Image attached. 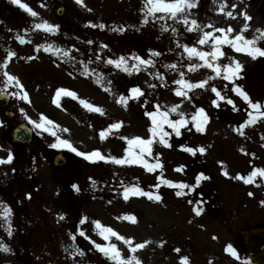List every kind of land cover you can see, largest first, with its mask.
<instances>
[{
    "label": "rangeland",
    "instance_id": "obj_1",
    "mask_svg": "<svg viewBox=\"0 0 264 264\" xmlns=\"http://www.w3.org/2000/svg\"><path fill=\"white\" fill-rule=\"evenodd\" d=\"M21 3H27L38 13L37 17L12 0H0V65L7 61V68L0 67V89L5 88L4 72L8 71L25 86L30 101L10 95L19 91L14 84L0 91V158L13 155L10 163L0 164V243L11 248L10 252L0 250V264H114L95 249L92 241L114 243L122 255H133L117 237L105 241L99 235L96 220L132 239L134 244L149 241L135 253L142 264H183L184 255L189 257V264H252L239 239L242 241L241 231L246 225L264 224V204L260 202L264 200V177L257 176L253 184H245L236 177H246L255 167L264 168V117L246 126L243 135L237 131L248 119L250 109L231 90L233 82L224 80L223 66L240 61L244 67L236 83L244 87L254 102L264 104V57L252 59L224 45L221 47L224 55L214 62L222 68L221 75L216 76L198 56L189 58L183 46L211 52L210 41L199 44L203 33L223 35L216 30L227 31L231 26L234 31L229 35L242 32L247 39H254L258 46L264 47V0H196L197 6L189 10L188 19L197 20L198 27L191 33L182 20L162 13L149 17L145 24V13L141 11L145 0H83V5L76 0H21ZM228 12L233 15L229 17ZM243 12L252 17L247 21L250 25L247 30L243 29ZM162 15L164 18L159 19ZM43 21L59 25V29L47 33L34 27ZM100 24L105 27L91 26ZM166 24L176 31L161 30ZM119 27L124 32L114 30ZM19 36L26 39L24 44L18 43ZM104 44L108 47H103ZM38 45H54L67 50L69 55H52L43 47L37 50ZM9 51L16 53L11 59L7 56ZM154 52L160 55L153 57ZM134 54L153 58L155 66L129 75L107 63L109 58L125 56L131 64ZM189 65L199 67L189 70ZM85 66L89 75H84ZM181 72L192 83L201 80L208 83L203 89L189 92L191 99L178 97L175 89L180 86L174 81L181 78ZM99 74L103 86L96 82ZM134 86H139L144 96L129 100L125 107L118 102L119 97L131 95ZM59 87L75 92L77 98L62 95L59 105L53 103ZM211 87H216L226 99L213 97ZM227 98L235 101L237 110L227 104ZM81 99L102 112L88 110L80 104ZM214 99L219 107L212 104ZM143 101L148 104L142 106ZM157 104L161 111L169 112L171 119H179L180 112L190 119L203 107L209 120L203 133L189 122L181 128L180 137L164 125L165 131L171 133L167 137L171 147L160 143L157 137L151 145V155L145 156L149 163L159 161L162 165L155 172L149 173L142 164L118 165L110 159L89 161L67 148L51 146L59 137L69 140L79 151L99 150L106 157L124 158L130 147L128 140L152 136L151 119L145 111L155 110ZM174 105H179L176 113L170 111ZM22 107L24 113L20 111ZM41 114L57 125L53 129L56 136L30 122L39 120ZM118 122L119 129L106 131L110 124ZM20 123L33 131L28 144L13 139L14 127ZM102 131L104 139L100 137ZM181 145L204 147L206 151L193 156ZM133 151L139 149L133 147ZM57 154L65 157V164H54ZM181 165L183 169L179 170ZM200 173L206 179L197 185ZM162 179L188 187L178 197L175 192L180 189L163 184ZM72 184H77L80 191L74 190ZM156 184L160 187L156 188ZM132 185L154 194L158 192L161 201L131 195L124 200V189ZM197 191L213 192L223 200L224 207H233L232 221L206 218L201 198L195 196ZM249 192L253 195L249 196ZM195 207L203 209L198 216ZM7 209L12 210L8 216ZM61 215L64 219H60ZM125 215H134L136 222L124 220ZM85 217L84 223H80ZM229 244L236 250V256L227 251ZM177 248L180 252L175 251ZM78 250L84 254L80 255Z\"/></svg>",
    "mask_w": 264,
    "mask_h": 264
},
{
    "label": "snow or ice",
    "instance_id": "obj_2",
    "mask_svg": "<svg viewBox=\"0 0 264 264\" xmlns=\"http://www.w3.org/2000/svg\"><path fill=\"white\" fill-rule=\"evenodd\" d=\"M12 3L15 5H19L22 9H24L27 13H29L32 17H37L38 13L34 11L27 3H21V0H12ZM77 4L83 5V0H76ZM196 5V0H145V7L141 9L145 13L144 23L147 24L149 22V17H155L157 13H162L166 16H168L171 19H177L182 20L184 25L188 26L187 31L191 33L195 27H198V22L195 19H192L189 22L188 19V13L189 10L192 9ZM233 8L236 7V5L232 6ZM88 11H91V9H88ZM227 15L231 17L233 15L232 12H228ZM243 15L245 23L243 24V29L247 30L250 25L247 23V21H251L252 17L248 15L247 12L241 13ZM159 19H163L164 16L158 17ZM92 27H98V28H104V24L100 25H91ZM34 27L36 29H43L47 33H55L59 29V25L49 23L48 21H43L41 23L34 24ZM116 31L124 32L123 27H119L117 29H114ZM175 31V29H173ZM216 31L219 33H222L223 35H214L212 31H206L203 33V36L199 39V44L204 45L208 44L209 41L211 42L212 51L211 52H205L202 50H198L196 47H189L188 45H184V50L187 52L189 58L192 56H198L201 61L204 62V65L207 66V68L212 69L215 72L216 76H220L222 72V68L220 64L214 63L218 57L223 56L224 52L221 51V47L224 45L230 46L234 52L236 53H245L248 56H250L252 59H256L258 57H264V47L258 46V42L254 39H247L245 35L241 32L239 34H236L234 36L229 35L234 31V29L229 26L227 28V31L225 28H219ZM18 39L21 41H24L23 36H19ZM91 43V41H89ZM40 47H43V50L48 52L50 51L52 55L60 56L61 54L63 56H68L69 53L67 50L58 48L54 45H43L37 46V50H39ZM103 47L107 48L108 45L104 44ZM16 53L9 51L7 56L8 59H11V57L15 56ZM159 52L152 53V56H159ZM97 59H100V57H96ZM131 60L133 63L129 64L128 58L125 56H120L117 59L109 58L107 60V63L109 65L115 66L116 69L122 70L125 73H128L131 75L134 71L138 72L141 68L147 69L149 66L154 67L155 66V60L153 58H144L140 55H133L131 57ZM0 67L7 68V61L3 65H0ZM170 67L175 68L176 65H170ZM199 67V65H189V70H194L195 68ZM244 65L238 61L233 60V62L225 64L223 66V72H224V80L232 81L233 87L232 91L236 93L237 96L241 97L244 102H246L248 108L250 111L248 112V119H246L243 123L239 125V128L237 131L240 132L241 135H243V129L248 125H253L257 122L259 118L264 117V104H262L259 101L254 102L253 99L249 96V93L244 89V87L236 83V80L238 78H241L242 70ZM90 70L85 66L84 69V75H89ZM4 76L6 78V84L4 89H0V91H4L8 88L9 85L14 84L19 91L11 92L10 95L14 97H18L22 101H29V94L27 91H25V86L19 81V79L15 75H11L8 71L4 72ZM180 79H177L174 81L175 84L179 85L180 87H177L175 89L176 96L178 97H185L191 99L189 97V92L195 89H203L205 85L208 83L206 80H201L198 83H192L189 80L184 79V73H180ZM162 78V77H161ZM211 79V77H209ZM96 82L98 84H101L103 86V80H102V74H99ZM211 92L215 93V96L219 100H225L226 97L221 95V92L218 91L216 87H211ZM131 95H121L119 97V103L127 107L129 100H140L141 97L144 96V92L139 86L131 87L130 89ZM65 97H73L77 98V94L73 91H70L66 87H59L55 91V99L53 100V103L59 105L61 102V96ZM30 102V101H29ZM80 104H82L85 108H87L90 111L95 112H102V109L99 107H96L95 105L89 103L87 100H80ZM148 104V101H143L142 106ZM212 104L219 107V104H217V100H212ZM227 104L233 105V110H237L235 106V101L231 98H227ZM179 105H174L170 111L173 113H176L178 111ZM160 105H155V110H146L145 115L151 119V127L149 131L151 132L152 136L149 139H142L140 136H135L133 139L128 140V144L130 145L129 149L127 150V156L124 158L117 159L115 156L106 157L101 154L99 150L92 151V152H85V151H79L76 147L73 146V144L67 140V139H61L57 137L58 142L52 144L51 146L53 148H67L71 150V152L76 153L80 157H84L85 159L89 161L94 160H112L114 163L118 165H133V164H142L145 169L149 173L155 172L157 168H162V165L157 161L156 163H149L145 156H150L152 153L151 145L154 142V139L157 137L159 138V142L165 145H168V147H171V145L168 143L167 137L171 135V133L165 131L164 125H168V127L172 130V133L175 134L176 137L181 136V128L187 127L188 123L191 122L194 124L195 130L197 132L203 133L205 131V124L209 120V115L205 112V109L203 107H200L195 114L191 116V118H186L185 115L180 112L179 119H171L169 117L168 111H161ZM20 111L22 113L25 112V109L22 107L20 108ZM26 114V113H25ZM27 115V114H26ZM30 122L38 129H42L43 131L50 132L53 136H56V132L53 130L57 127L55 123L50 120L46 115L41 114L39 117V120H31ZM121 127V123H112L109 125L108 129L106 130L108 133H111L114 129H119ZM63 131H68V129H62ZM190 130V129H189ZM101 139L105 138V132L102 131L100 133ZM125 139H127L125 137ZM133 147L139 149V151H133ZM182 148L188 153H191L193 156L197 154V152L203 154L205 153L206 149L204 147L194 148V147H186L184 145H181ZM13 160V155L9 153L6 159L0 158V164L4 163H10ZM183 169V165L180 166L179 170ZM224 175H228L227 172L224 173ZM257 176L264 177V168L262 167H255L254 170L250 171V173L245 176H237V179L243 180L245 184H253L255 183V178ZM202 179H206L204 176V173H200L196 177V184L198 185ZM162 183L168 186H175L176 188L180 189L175 192L176 196H182L184 193L182 189L185 187H188L185 183H179L175 184L170 179L163 180ZM71 187L76 190L77 192L80 191L77 184H72ZM156 188H159L160 185L156 184ZM131 196H143L147 197L149 200H155V201H161L162 197L161 195L157 193H153L152 191H145L143 188L138 187L136 185H132L130 187H126L123 191V198L124 200H128ZM249 196H252L253 193L249 192ZM27 197L31 198V193L27 194ZM261 204H264V200L260 201ZM191 203V201H189ZM11 209H7L5 212V215L8 216L11 214ZM195 214L198 216L203 212V209L200 207L194 208ZM60 219H64L63 215H61ZM87 218L85 217L83 220L80 221V223H84V221ZM124 220L132 221L133 223L136 222V217L134 215H125L123 217ZM97 230L99 231V235L103 237L105 241H109L112 237H117L120 241H123L124 244L128 245L129 250L133 255L126 256L122 255L121 250L116 246L114 243H107V244H100L96 243L95 241H92V244L94 245L95 249L98 250L100 253H102L107 259L114 262V264H142V261L137 258L135 253H137V250H142L146 247L149 241L145 240L143 242L133 243L132 239L126 238L124 235H121L119 232L115 231L112 227H106L100 223L99 220L94 221ZM8 235H12V231L9 230ZM81 236H84L85 233L83 231L80 232ZM75 239V237H73ZM161 246H163V242H161ZM0 250L4 252H10L11 248L5 244L0 243ZM80 255H83L82 250H78ZM176 252H180V249H175ZM227 251H229L233 256H236V250L233 248L231 244L227 246ZM183 264H189V257L187 255H184L182 257Z\"/></svg>",
    "mask_w": 264,
    "mask_h": 264
},
{
    "label": "water",
    "instance_id": "obj_3",
    "mask_svg": "<svg viewBox=\"0 0 264 264\" xmlns=\"http://www.w3.org/2000/svg\"><path fill=\"white\" fill-rule=\"evenodd\" d=\"M18 42L23 44L24 41L18 39ZM13 139L22 143L31 142L33 137L32 129L25 124H18L13 131ZM66 162L62 154H57L54 158L56 165H62ZM243 248L247 256L252 259L253 264H264V226L248 228L241 232ZM49 264H57L49 263Z\"/></svg>",
    "mask_w": 264,
    "mask_h": 264
},
{
    "label": "trees",
    "instance_id": "obj_4",
    "mask_svg": "<svg viewBox=\"0 0 264 264\" xmlns=\"http://www.w3.org/2000/svg\"><path fill=\"white\" fill-rule=\"evenodd\" d=\"M161 28V27H160ZM170 30L173 31V29L176 28L172 26L171 24H166L164 27L162 26L161 30ZM178 31V29H177ZM260 64L263 65V61H260ZM211 92V91H210ZM212 93V92H211ZM213 94V93H212ZM215 96V93L213 95ZM198 192V193H197ZM195 193V196H199L200 202L204 206V216L209 219H214V220H219V221H225V222H230L232 221V217L234 215V208L231 206H226L224 207L223 200H221L219 197H216L213 192L209 194H205L204 191L200 192L197 191ZM202 196V197H201ZM229 212L230 214L227 216L226 213ZM258 225H264V224H248L245 226V228L252 227V226H258ZM240 246H242L241 240L239 239Z\"/></svg>",
    "mask_w": 264,
    "mask_h": 264
}]
</instances>
